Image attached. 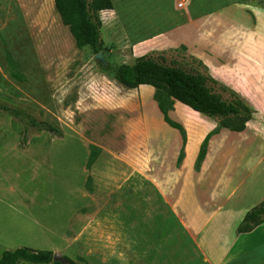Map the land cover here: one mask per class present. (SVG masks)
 Returning <instances> with one entry per match:
<instances>
[{
  "label": "rangeland",
  "instance_id": "374dc122",
  "mask_svg": "<svg viewBox=\"0 0 264 264\" xmlns=\"http://www.w3.org/2000/svg\"><path fill=\"white\" fill-rule=\"evenodd\" d=\"M112 3L100 13L102 72L88 47L75 46L53 0H0V103L23 112L0 110V253L27 247L112 264L77 242L86 217L102 209L129 264H205L202 251L216 255V238L233 240L263 194L243 201L247 189L264 188V0ZM141 56L202 75L222 99L243 103V131L177 102L168 117L184 135L170 127L154 89L113 79L116 66ZM106 167L121 173L113 186Z\"/></svg>",
  "mask_w": 264,
  "mask_h": 264
},
{
  "label": "trees",
  "instance_id": "16d2710c",
  "mask_svg": "<svg viewBox=\"0 0 264 264\" xmlns=\"http://www.w3.org/2000/svg\"><path fill=\"white\" fill-rule=\"evenodd\" d=\"M53 4L60 20L68 28L75 46L79 49L88 47L96 55L104 51L101 36L100 13L113 9L112 0H53ZM100 71L106 72V67L98 63ZM15 76V75H14ZM113 79L121 87L133 90L143 86L154 89V99L163 120L172 128L184 135L181 126L174 124L168 117L175 102L180 103L191 111L207 117H217L225 121L237 120L230 129L235 132L243 131L250 120L249 109L240 101H226L215 94L207 85L206 78L199 74L189 73L180 67L166 65L148 56H141L132 65L121 64L113 69ZM0 110L11 113L18 118L23 112L0 103ZM29 123L43 131L61 135L58 128L44 122H36L29 118ZM225 127H229L224 124ZM208 136L200 148L197 164L199 165L206 153ZM181 155L179 157V161ZM94 157H90L86 166L92 165ZM264 223V199L251 208L243 217L237 228L238 233L250 232L254 227ZM54 253L49 250H33L22 247L15 250H5L0 253V264H62L53 261ZM69 264H76L63 256Z\"/></svg>",
  "mask_w": 264,
  "mask_h": 264
},
{
  "label": "crops",
  "instance_id": "0c3cea01",
  "mask_svg": "<svg viewBox=\"0 0 264 264\" xmlns=\"http://www.w3.org/2000/svg\"><path fill=\"white\" fill-rule=\"evenodd\" d=\"M93 170H95L94 166L92 167V171ZM120 174L121 173L119 171L110 167H106L104 180L108 183V186H113V183H110V181L117 182L122 179ZM91 175H93V172H91ZM127 180L128 176L125 173L124 185L127 183ZM154 183V187L158 190L159 196L166 203L168 201L166 196L160 190L158 184L155 181ZM119 188L121 189V187ZM247 192L248 193L245 195L246 198L244 197L243 201H246L249 199V197L261 192L263 194L257 205L264 199V188L252 187L247 189ZM101 211L102 209H96L91 215V218L90 216L86 217L88 220L82 226L77 235V242L82 240V242L78 244L79 247H83L82 252L91 246L95 247V249H98L100 254H105L108 256V259L110 260L109 262L112 264L131 263L126 259V255L121 251L122 248H126V245L120 244L118 246V239L111 238V236H113V232L111 231L112 226L109 225L110 222L108 220L105 222L103 221L101 217ZM106 230H109V236L107 237L108 241H103ZM189 235L192 240L195 242L197 241L196 235L191 233ZM222 238V236H219L215 240L217 242L216 248L219 250L216 255L213 254L212 250H207V252L202 251L203 261L205 264H264V223L254 227L250 232H236L235 238L231 241L226 239V241L222 242ZM196 245L198 247V244ZM199 248L201 249V247Z\"/></svg>",
  "mask_w": 264,
  "mask_h": 264
},
{
  "label": "water",
  "instance_id": "95a60500",
  "mask_svg": "<svg viewBox=\"0 0 264 264\" xmlns=\"http://www.w3.org/2000/svg\"><path fill=\"white\" fill-rule=\"evenodd\" d=\"M95 58L98 62H103L102 60V53H98L95 55ZM53 261H60L62 264H68L66 261H64L63 259H61L60 257H58L56 254L53 255Z\"/></svg>",
  "mask_w": 264,
  "mask_h": 264
},
{
  "label": "built area",
  "instance_id": "2783aa9c",
  "mask_svg": "<svg viewBox=\"0 0 264 264\" xmlns=\"http://www.w3.org/2000/svg\"><path fill=\"white\" fill-rule=\"evenodd\" d=\"M182 6H183L182 3H179V4H178V7H182Z\"/></svg>",
  "mask_w": 264,
  "mask_h": 264
}]
</instances>
